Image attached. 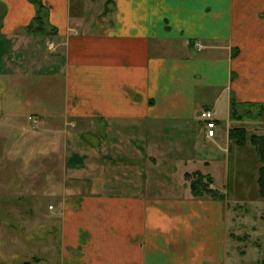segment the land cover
Listing matches in <instances>:
<instances>
[{
    "label": "crops",
    "instance_id": "1",
    "mask_svg": "<svg viewBox=\"0 0 264 264\" xmlns=\"http://www.w3.org/2000/svg\"><path fill=\"white\" fill-rule=\"evenodd\" d=\"M231 95L264 103V0H0L1 145L24 167L50 152L41 264H229L227 219L264 207L261 117L231 118ZM223 157L254 161L253 188L222 190ZM193 174L220 191L193 194Z\"/></svg>",
    "mask_w": 264,
    "mask_h": 264
},
{
    "label": "rangeland",
    "instance_id": "2",
    "mask_svg": "<svg viewBox=\"0 0 264 264\" xmlns=\"http://www.w3.org/2000/svg\"><path fill=\"white\" fill-rule=\"evenodd\" d=\"M73 31L77 30L73 29ZM48 43L52 42L49 41ZM48 43L47 46H50ZM197 46L201 47L198 43ZM50 47L51 49L55 48L53 43ZM232 51L233 56L238 54V50ZM54 100H56L55 103L48 98V101L53 103L52 106L48 107H58L59 98ZM230 110L232 111L231 108ZM25 112L24 117H27L30 111L26 109ZM234 114L236 117L243 116V118L250 116L251 120L261 117L259 123H250L246 128L249 140L252 135H264L262 134L264 133V109H258L250 104L240 105L237 101L234 103ZM233 128L238 129L237 133L242 131L240 129H244L243 142H245V128L242 126H234ZM1 139L0 264H36V262L41 264L44 261L48 263L47 255L53 223L50 220V195L42 194L40 185L42 186L43 182L48 180L50 152L48 147L43 145V147L46 146L47 152L44 161L38 164L39 166L43 165L42 168L37 165L36 167L30 165L31 162L27 160L24 167L20 161L21 158L19 159L20 155L9 154L7 146L1 145ZM237 140L238 137L234 135V141ZM26 159H28L27 156ZM226 160L223 157L222 166L227 163ZM254 161H257L259 166L261 165L259 158L256 157ZM254 161L246 160L239 163L233 162L232 157H230L229 170L227 165L223 166L225 168H223L220 176L223 180L222 184L224 183L222 190L232 192L235 197L238 192L245 190V188H253L256 181L254 176L257 173ZM187 175L189 177L191 174ZM191 179V182H194L198 189H209L213 192L217 190L208 187L210 179L207 176L193 174ZM203 185H207L208 189L203 188ZM252 205L254 206L250 205V209H238L236 211L238 216L235 217L234 221H229V224L227 219V263L229 264H264V207L260 206L259 203H252Z\"/></svg>",
    "mask_w": 264,
    "mask_h": 264
},
{
    "label": "trees",
    "instance_id": "3",
    "mask_svg": "<svg viewBox=\"0 0 264 264\" xmlns=\"http://www.w3.org/2000/svg\"><path fill=\"white\" fill-rule=\"evenodd\" d=\"M36 2V0H33ZM43 7L40 5L39 6V9L37 10V14H36V17L34 19L36 24L34 23H30L26 26L27 30H30L32 32H35V31H42L43 30V24H44V18L40 15L41 13V9ZM237 102L234 95H231V98H230V105H231V109L232 111L230 112V116L231 118H243V116H239V117H236L235 114H234V103ZM238 103L240 105L242 104H250L254 107H257L258 109H264V103L262 102H250V101H238ZM247 118H251L250 116H246ZM238 129L237 128H231L230 129V135L234 137L237 136L238 137V140L236 142L238 143H243L244 141V129H240L242 130L241 132H236ZM251 143L254 145L255 149H256V152L258 154V158H259V161L261 162V165L259 166L258 168V178H257V182H258V188H259V194L264 198V135H252L251 138ZM206 184V183H204ZM200 186V185H199ZM206 187L207 188V185H203V188ZM208 189V188H207ZM191 190L193 192V194L195 195H198L200 194L202 191L203 192H206V193H209L213 196L216 195V192L212 191V190H205V189H198V186L195 185L194 182L191 183Z\"/></svg>",
    "mask_w": 264,
    "mask_h": 264
},
{
    "label": "built area",
    "instance_id": "4",
    "mask_svg": "<svg viewBox=\"0 0 264 264\" xmlns=\"http://www.w3.org/2000/svg\"><path fill=\"white\" fill-rule=\"evenodd\" d=\"M48 45L51 46L52 43H48ZM200 116L204 122L205 136L207 138H211V137L215 136V134H216V123H215L213 111L211 109H203L200 113Z\"/></svg>",
    "mask_w": 264,
    "mask_h": 264
}]
</instances>
